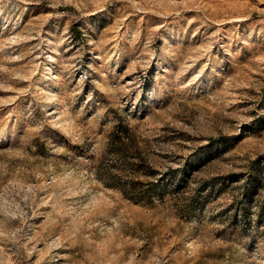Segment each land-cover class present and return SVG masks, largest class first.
I'll return each instance as SVG.
<instances>
[{"label": "rangeland", "instance_id": "1", "mask_svg": "<svg viewBox=\"0 0 264 264\" xmlns=\"http://www.w3.org/2000/svg\"><path fill=\"white\" fill-rule=\"evenodd\" d=\"M0 264H264V0H0Z\"/></svg>", "mask_w": 264, "mask_h": 264}]
</instances>
